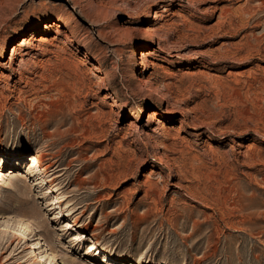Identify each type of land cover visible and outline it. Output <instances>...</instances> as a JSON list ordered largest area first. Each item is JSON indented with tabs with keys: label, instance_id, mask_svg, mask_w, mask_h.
<instances>
[{
	"label": "rangeland",
	"instance_id": "rangeland-1",
	"mask_svg": "<svg viewBox=\"0 0 264 264\" xmlns=\"http://www.w3.org/2000/svg\"><path fill=\"white\" fill-rule=\"evenodd\" d=\"M0 151V264H264V0H0Z\"/></svg>",
	"mask_w": 264,
	"mask_h": 264
},
{
	"label": "bare ground",
	"instance_id": "bare-ground-1",
	"mask_svg": "<svg viewBox=\"0 0 264 264\" xmlns=\"http://www.w3.org/2000/svg\"><path fill=\"white\" fill-rule=\"evenodd\" d=\"M252 1V0H251ZM248 6H249V4H247ZM245 6H246V4H245ZM157 16L156 15H154V18H156ZM63 22V21H62ZM61 21H58L57 22V26H61V23H62ZM49 24L50 23H44L42 26L43 27H48L49 26ZM150 30V29H149ZM68 31L71 33H73V25H69L68 26ZM45 40V37H40L37 41L38 42H42V41H44ZM22 41H24V42H26L25 40H24V38L22 39ZM13 51H14V48H12V50H11V54L13 53ZM8 66L12 69V67H11V65H10V63L8 64ZM156 114L154 113V111H151L150 113H149V118H150V120H153V119H156V116H155ZM135 130H139V127H137L136 126V129ZM1 152V151H0ZM33 160L39 165L40 163H42V161L44 160L43 159V157H42V154H40L39 153V151H36L35 153H34V155H33ZM42 165V164H41ZM51 166V164L50 163H45L44 165H43V168L44 169H47V168H49ZM55 176H57V174L56 175H54V177ZM52 179H53V177H52ZM29 224V223H28ZM30 227H31V225H27V226H23V227H20L19 229H16V231H15V234L18 236V238H25L26 237V235L29 233V229H30ZM24 231V232H23ZM38 239H39V237H37ZM37 239V240H38ZM39 243H40V241H35V242H33V243H31L30 245V248H31V250L33 251V250H38V252L37 253H35V257H36V261H39V263L40 264H51V260H53V264H59V262H57L58 261V258L56 257V254L52 251V250H50L46 255H47V257H46V259H44L43 257H42V255H41V247L39 246ZM93 250H95L97 253H99V252H103V250H101V249H99L98 247H95ZM101 250V251H100ZM105 252V251H104ZM108 255V254H107ZM62 264H63V262H62Z\"/></svg>",
	"mask_w": 264,
	"mask_h": 264
}]
</instances>
